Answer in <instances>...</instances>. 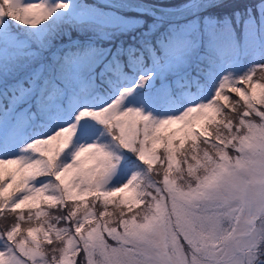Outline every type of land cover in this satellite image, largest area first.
<instances>
[{
  "label": "snow or ice",
  "instance_id": "6c2138e0",
  "mask_svg": "<svg viewBox=\"0 0 264 264\" xmlns=\"http://www.w3.org/2000/svg\"><path fill=\"white\" fill-rule=\"evenodd\" d=\"M225 6L0 0V264H264V0Z\"/></svg>",
  "mask_w": 264,
  "mask_h": 264
},
{
  "label": "trees",
  "instance_id": "16d2710c",
  "mask_svg": "<svg viewBox=\"0 0 264 264\" xmlns=\"http://www.w3.org/2000/svg\"><path fill=\"white\" fill-rule=\"evenodd\" d=\"M255 1L256 0H224L226 6L223 8H217V9H212L211 11L213 12L214 15L217 16H224L226 14L230 15L233 11L239 9L243 11V9L248 5L251 4L253 7L255 6ZM89 2H92V0H89ZM147 2L150 3H155L159 2V0H147ZM129 15H134V13L129 12ZM78 36L75 32L72 33V39H77ZM82 39V37H79ZM121 39L127 40V37H121ZM64 43L68 42V37H64ZM105 46H108L105 44ZM0 227H2V224H0Z\"/></svg>",
  "mask_w": 264,
  "mask_h": 264
},
{
  "label": "rangeland",
  "instance_id": "374dc122",
  "mask_svg": "<svg viewBox=\"0 0 264 264\" xmlns=\"http://www.w3.org/2000/svg\"><path fill=\"white\" fill-rule=\"evenodd\" d=\"M257 2V0L255 1V3Z\"/></svg>",
  "mask_w": 264,
  "mask_h": 264
}]
</instances>
